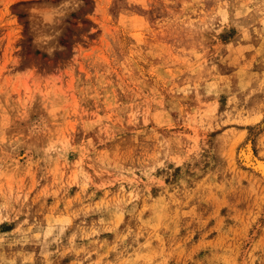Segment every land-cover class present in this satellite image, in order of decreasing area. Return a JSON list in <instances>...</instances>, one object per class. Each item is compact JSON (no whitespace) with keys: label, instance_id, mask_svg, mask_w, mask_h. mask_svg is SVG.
<instances>
[{"label":"rangeland","instance_id":"1","mask_svg":"<svg viewBox=\"0 0 264 264\" xmlns=\"http://www.w3.org/2000/svg\"><path fill=\"white\" fill-rule=\"evenodd\" d=\"M60 5L0 0V264H264V0Z\"/></svg>","mask_w":264,"mask_h":264},{"label":"clouds","instance_id":"2","mask_svg":"<svg viewBox=\"0 0 264 264\" xmlns=\"http://www.w3.org/2000/svg\"><path fill=\"white\" fill-rule=\"evenodd\" d=\"M75 3H76V0H61V5L59 6L58 15L66 14L67 10L72 9L74 7ZM55 19H56V16L53 15L52 21L54 22ZM56 35H58V33L45 34L42 36H38L36 37L34 42L43 46L45 50H47L49 54L51 55L53 52L56 51V45L53 43V41H55L56 39Z\"/></svg>","mask_w":264,"mask_h":264},{"label":"bare ground","instance_id":"3","mask_svg":"<svg viewBox=\"0 0 264 264\" xmlns=\"http://www.w3.org/2000/svg\"><path fill=\"white\" fill-rule=\"evenodd\" d=\"M245 157V156H244ZM246 160V159H245ZM262 161V160H261ZM259 165V164H258ZM262 166V165H261ZM260 167V166H259ZM264 167V165L262 166V168ZM264 169V168H263ZM263 169H261V170H263ZM256 170V169H255Z\"/></svg>","mask_w":264,"mask_h":264}]
</instances>
